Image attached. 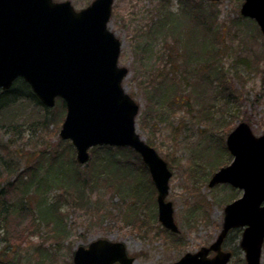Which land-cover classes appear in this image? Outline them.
Returning <instances> with one entry per match:
<instances>
[{
    "label": "rangeland",
    "instance_id": "rangeland-1",
    "mask_svg": "<svg viewBox=\"0 0 264 264\" xmlns=\"http://www.w3.org/2000/svg\"><path fill=\"white\" fill-rule=\"evenodd\" d=\"M69 1L76 10L92 2ZM181 1L114 0L108 25L120 41L118 64L127 68L122 85L139 105L137 133L171 171L166 200L172 203L178 231L159 222L150 177L152 189L140 200L121 199L103 177L80 186L79 195L65 186H50L42 195L32 188L23 197L17 175L24 173L29 180L41 163L37 173L44 175L47 156L75 158V149L59 136L65 115L59 116L60 107L41 104L42 109L30 97L13 94L10 105L0 109V264H74V250L99 238L123 242L134 257L132 264H169L216 238L224 206L242 190L225 183L209 187L216 169L196 166L214 160L212 152L220 145L226 150L221 166L229 164L225 138L241 121L255 135L264 134V37L253 20L241 16L243 0H204L201 12L194 7L198 1L189 0L195 11L187 18ZM170 15L183 18L175 34L168 30ZM201 42L210 43L213 56L198 51ZM189 52L197 55L192 59ZM160 79L175 83L176 92L159 107L153 90ZM201 91L196 99L194 94ZM112 151L89 149L86 163L75 158L77 170L88 175L105 155L121 160ZM126 160L138 170L142 166L133 155ZM41 199L57 207L59 233L55 223L42 221L36 209ZM241 231L231 230L223 243L232 252L228 264H245ZM260 262L264 264V242Z\"/></svg>",
    "mask_w": 264,
    "mask_h": 264
},
{
    "label": "water",
    "instance_id": "water-1",
    "mask_svg": "<svg viewBox=\"0 0 264 264\" xmlns=\"http://www.w3.org/2000/svg\"><path fill=\"white\" fill-rule=\"evenodd\" d=\"M114 0H92L79 10L69 0H0V89L22 78L45 107L56 97L65 105L59 136L69 140L78 163L95 146H128L146 165L157 191V218L171 232L178 227L166 200L171 171L166 161L137 133L139 105L125 91L127 68L118 64L120 41L109 29ZM218 1V0H208ZM241 16L253 19L264 37V0H243ZM229 164L210 177L208 186L227 183L242 190L223 208L216 238L169 264H228L222 242L242 228L239 247L245 264H261L264 242V134L239 122L226 136ZM214 252L213 256H208ZM74 264H132L123 242L99 238L78 246Z\"/></svg>",
    "mask_w": 264,
    "mask_h": 264
},
{
    "label": "trees",
    "instance_id": "trees-1",
    "mask_svg": "<svg viewBox=\"0 0 264 264\" xmlns=\"http://www.w3.org/2000/svg\"><path fill=\"white\" fill-rule=\"evenodd\" d=\"M181 1V0H179ZM198 5L194 6L201 12L202 7L201 4L202 1L204 0H197ZM181 5L183 6V11L182 15L183 17L187 18L189 17V14L192 13V11H195V8L193 6L189 5V0L186 1H181ZM201 24L204 23V17L200 15L199 17ZM179 18H175L173 15H170L168 18V22L170 24L169 27V32L175 34L179 28L181 27L182 20L179 21ZM177 27L175 30L174 28ZM199 44L200 50H198L200 53H208V57L210 58L209 48H210V43L208 42H201ZM205 45V46H204ZM204 46V47H203ZM209 51V52H208ZM205 53V54H207ZM190 56L195 58L193 55V52H189ZM194 72L197 73L196 70ZM165 79H160L157 88L153 90L155 96L157 95V99L154 100L156 106H161V104L165 103L167 96L173 95V93L176 92V89H173V85L175 83L167 84L164 81ZM197 91V90H196ZM21 95V96H28L36 102L37 104L41 105L39 100L35 97V95L32 93L29 85L23 81L21 78H17L14 80L12 85L6 89L2 90L0 89V109L5 108V106L10 105V95ZM196 99H199L202 97V91L201 93H195ZM10 97V98H9ZM42 106V105H41ZM54 106L60 107L59 108V116H62V114H65V105L64 102L60 98H56ZM47 108V107H46ZM43 109V106H42ZM230 128H227L225 130V133L227 130ZM63 140V139H62ZM69 143V147L74 150L73 145L69 140H65ZM219 149L212 152V155L215 156L214 160H208L206 164L203 165H198L196 166V169L198 170L199 168L203 169V167L214 170L218 169L223 165L224 163V156H225V148L220 145L218 147ZM91 149H104L108 152H115L119 153L120 159H114L112 157H109L107 155L102 156L98 161L92 164V166L89 168V174L84 176L79 171L77 170V163L75 161V158L73 155H70L67 159H62L58 155L56 156H47L45 161L48 162V165L45 168V174L44 175H39L37 173V170L41 169V165L39 164L34 168L32 171L29 180L23 179L24 173H21V175L16 176V181L19 183L21 187V193L22 196H26L27 193H29L30 189L34 188L33 190L42 195V191L48 189L50 186H58L63 188L64 190L66 189L67 191H71L72 193H77L78 195L80 194V186H84L87 184V182L90 179L94 180H99V178H106L109 180V182L113 185L114 189L116 190V194L120 196L121 199H127V198H132L136 200H140L142 196H146L147 192L151 191L152 187V182L150 181V176L148 173V170L146 166L142 163L140 156L134 152L130 147L128 146H117V147H112V146H95L92 147ZM131 155L135 156L137 160H139L142 163L141 168L138 170L135 168L134 164L131 163L130 161L128 162V159ZM123 159V160H122ZM203 166V167H202ZM9 169V172H13L14 169L7 168ZM141 170V171H140ZM144 173V175L142 174ZM145 176V177H144ZM151 200V198H150ZM37 211L40 213L41 218L43 219L45 223L47 222H53L55 223V228L57 229L58 233L62 230V220H61V215L58 213L57 207L52 206V205H46L43 199H41V202L38 203L37 206ZM41 221V222H42Z\"/></svg>",
    "mask_w": 264,
    "mask_h": 264
},
{
    "label": "flooded vegetation",
    "instance_id": "flooded-vegetation-1",
    "mask_svg": "<svg viewBox=\"0 0 264 264\" xmlns=\"http://www.w3.org/2000/svg\"><path fill=\"white\" fill-rule=\"evenodd\" d=\"M224 241H225V239H224ZM224 241H223V243H224ZM223 243H222V248H223ZM224 250H225V249H224ZM213 254H214V252H209L208 256H213ZM231 254H232V252H231ZM114 264H118V263L115 262Z\"/></svg>",
    "mask_w": 264,
    "mask_h": 264
}]
</instances>
